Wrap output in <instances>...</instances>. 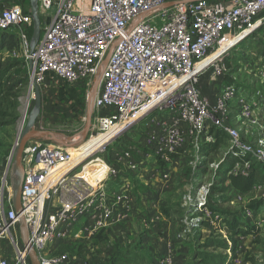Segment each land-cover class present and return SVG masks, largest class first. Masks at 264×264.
<instances>
[{"label": "built area", "instance_id": "2783aa9c", "mask_svg": "<svg viewBox=\"0 0 264 264\" xmlns=\"http://www.w3.org/2000/svg\"><path fill=\"white\" fill-rule=\"evenodd\" d=\"M183 1L186 0H38L40 38L31 55L30 10L19 2L0 6V34L17 35L24 63L28 67L32 62L34 69L29 72L38 85L51 73L89 93L100 79L86 138L90 141L103 137L101 145L92 146L74 159L72 153L76 151L71 141L60 136L71 146L30 140L22 154L20 216L40 264H69L66 254L55 255L50 247L64 241L72 228L88 220L93 209L98 211L90 217L94 231L106 229L108 222L112 225L123 221V211L112 212L103 202L102 189L107 182L117 183L119 179L128 183L126 172H137L139 165L134 162L124 171L106 158L107 151L111 148L116 152L114 144L152 114L169 113L170 125L161 127L163 135L157 143L149 137L157 155L163 150L177 152L185 140L200 160L204 145L213 142L210 128L214 127L228 136L233 156L248 155L264 163L263 141H239L236 129L229 123L230 100L237 99L234 121L240 123L249 116L246 112L250 108H242L249 92L238 100L242 89L226 86L216 105L211 106L198 89L204 71L213 68L216 76L228 74L221 64L225 55L201 71L200 63L233 37L264 26V0H197L171 6ZM179 80L183 83L178 85ZM260 104L264 106L263 97L257 101ZM248 164L239 165L245 170L242 174L248 172ZM234 170L237 168H232L231 174H235ZM11 178L9 173L0 183V264H30L20 240L19 216L12 206ZM182 190L181 207L187 206L189 211L183 221L184 232L190 233L213 215L205 207L209 185L197 190L186 186Z\"/></svg>", "mask_w": 264, "mask_h": 264}, {"label": "rangeland", "instance_id": "374dc122", "mask_svg": "<svg viewBox=\"0 0 264 264\" xmlns=\"http://www.w3.org/2000/svg\"><path fill=\"white\" fill-rule=\"evenodd\" d=\"M223 56V62L221 64L226 68L225 65L227 63L231 68V70H228L227 75L232 77L233 83L242 89V94L241 96H238V100H242V96H245V91L249 92L250 96H247V101H243L244 105L242 107L243 109L250 108L246 112L249 116L243 118L240 123H238L237 120L234 121L233 117L235 114H238L236 113L237 99L230 100L228 103V107H230L231 110V119H229V123L234 129H236L239 141L241 139L243 142H251L252 140H255L253 143L256 141V143H259V140H262L264 145V110H262V107L264 106H262V104L257 105L258 99H260V97L264 98V26L260 27L256 32H250L237 46L228 50ZM7 61L10 63H17L18 67L11 71V73L16 82H24L21 87L22 94L19 101L20 105L16 114L17 121L12 125L0 129V183L5 176L2 172L6 165L10 164L15 142L20 128L23 125V119L24 117L27 119V115L33 106V92L30 90L31 74L29 68L24 63L21 50L19 49L14 53L0 52V64H4ZM47 76L52 79V86L45 89L43 88V83H39L38 85L44 99V103H42L44 111L42 113L41 121L43 116H50L52 118L58 116L60 119L59 122H55V120L52 121V123H49L50 128L57 133H63L66 138L72 139L83 130L88 110L87 104L89 93H87L85 88H81L80 85L74 86L67 84L51 73ZM70 107H72V109H70ZM65 111H67V113H64ZM168 114V111L152 114L144 120L140 126L135 127V129L127 135L128 137H124L123 140L114 145L123 148L125 152L130 153L135 159H137L134 152L135 150H133V148L127 149L130 144L140 149L144 153V157L149 154L153 155L146 144V132L155 130L161 131V127H167L170 123H167L169 118ZM153 116H156L154 118L155 120L149 122L153 119ZM41 121L39 127H41V123L42 125L45 123ZM39 127L37 130L40 131L41 129H39ZM181 139H183V136ZM148 140L152 139L148 137ZM88 142L89 139L86 138L78 145L72 146L73 151L78 150V146H84ZM229 145L228 140L227 142H222L221 145L216 148L212 147L211 144H207L202 151L199 161V159L194 157V153L188 141L184 140L180 149L176 150L181 151L180 156L173 160L169 167V170L171 168L174 170L180 168L178 170V175L174 177V181L172 182L173 185L178 186V190L171 193L166 192L163 198L166 203L164 207L169 206V213L175 215L176 221L172 218L175 221L172 223L173 231L177 232L179 230L180 225H182L180 220L185 218V210H187V206L183 205V207H181L184 192L179 185L181 182L178 181V179H181L183 182L186 181L182 174V171L186 167L191 166L195 168V164L197 166L199 165L197 170L192 173L187 187L192 190H197L202 185L211 184L212 186L210 188L211 191L208 202L211 207L218 209L219 211L218 213L213 214L211 219L205 218V221L202 222L203 227L201 228L200 226L199 229L197 228L198 232H196L195 229H190V234L186 233V237L188 238L186 239V243H189L191 247L188 256V264H194L193 255L196 251H201L203 253L210 252V250H199L198 246L202 245L205 240L210 237V234L213 231L214 240L224 241L228 245L230 244L228 239L229 232L223 221H231L232 218L222 216V212L236 214L242 222L248 225L250 231L258 233V236L260 237V240H255L253 236H236L235 240L237 242V247L235 256H232L229 251L217 252L225 257L224 264H251L250 262H247L248 259L251 258L258 260L259 262H264V163H259L258 161L253 160L250 161L251 164H248V171H251L256 167H261L260 173L257 175L260 179L263 178V185L253 188L248 194L235 192L230 187L229 182H225V180L228 175L242 174L245 170L239 166L240 163L236 157L229 152ZM107 152L109 154L115 152V150L110 148ZM157 156H152L155 161V166L162 169L165 164L160 166L161 159H158ZM148 161L149 164H152L151 158ZM234 167H236L237 170L232 172L235 174H231L230 170ZM8 174L6 172V175ZM108 183L112 184L114 182H107L106 184ZM221 191H224V193L221 194ZM252 208L255 210H251ZM208 211L210 212V210ZM138 232L140 233V231ZM139 233L138 237L141 236V233ZM199 235L200 238L198 239ZM126 237L123 236L124 239L129 240V238ZM96 238L100 241L106 240L101 232L98 233Z\"/></svg>", "mask_w": 264, "mask_h": 264}, {"label": "crops", "instance_id": "0c3cea01", "mask_svg": "<svg viewBox=\"0 0 264 264\" xmlns=\"http://www.w3.org/2000/svg\"><path fill=\"white\" fill-rule=\"evenodd\" d=\"M15 2H19L25 10H29V0H0V6L8 7ZM222 2L225 3V1ZM47 75L43 83V88L45 89L52 86V79ZM224 78V76H216L213 68L206 70L199 78L198 89L202 97L211 106L216 105L224 87L231 85L239 87L235 83L227 85ZM41 99L42 103H44L42 95ZM43 111L44 107L41 106V114L36 121V130L39 127ZM64 113H67V111ZM54 120L59 122L60 119L58 116L56 118L43 116L41 122L45 123L44 125L41 123L39 129L65 137L63 133H57L50 128L49 123ZM181 126H183L182 128L185 127L183 124ZM146 134V144L150 148V152L157 156L155 144L157 143V138L161 134L163 135V132L155 130L148 131ZM148 137H154L155 144L149 141ZM128 146L127 149L133 148L135 150L137 159L120 147H118L116 152L106 155V158L124 171L129 169L130 164L136 162L139 165L138 171L135 173L126 172L128 183L119 179L117 183L105 184L102 189L103 202L112 212L123 211V221L120 224L112 225L108 222L106 229L99 232L94 231V221L90 217L92 218L98 211L96 213V210L93 209L88 220L72 228L67 238L61 243L52 245L50 250L55 255L65 251L64 254L68 256L69 264H106L111 258L115 245L124 248L127 245L138 243L140 249L147 251L151 255L153 264H168V262H171V264H188L191 247L189 243H186V239H188L185 237L186 233L184 232L186 227L184 225L181 231H173L172 223L176 221L175 215L166 217L161 210L162 208L166 209L164 207L166 204L163 199L164 194L178 190V187L173 185L172 182L174 177L178 175L180 168L177 170L171 168L169 170L173 160H169L165 155H158L157 158L161 159L165 164L160 169L155 166L152 154L144 157V153L140 149L131 144ZM150 158L152 164L148 163ZM8 167L9 165H6L2 172L3 175H6ZM164 174H166V177H164ZM126 184L128 185L127 189L124 187ZM138 231L141 233L140 237H138ZM100 232L106 240L100 241L96 238ZM123 236H128L126 238H129V240L124 239Z\"/></svg>", "mask_w": 264, "mask_h": 264}, {"label": "trees", "instance_id": "16d2710c", "mask_svg": "<svg viewBox=\"0 0 264 264\" xmlns=\"http://www.w3.org/2000/svg\"><path fill=\"white\" fill-rule=\"evenodd\" d=\"M32 34V26L30 27L28 31V40H30ZM20 48V40L17 37L16 34L11 32H3L0 34V52H7V53H14L17 52ZM226 70H231L229 64L226 63ZM18 67L17 63H10L7 61L4 64H0V129L4 128L6 126L12 125L17 121V112L19 109V101L22 94V82H16L11 71L15 70ZM15 73V72H13ZM224 81L227 85L233 84L232 77H229L228 75L225 76ZM210 133L213 139V142L208 143L211 144L212 147H219L222 142L227 140L229 141L228 136L226 133L221 130L214 127L210 128ZM207 144L204 145V147ZM203 147V149H204ZM202 149V151H203ZM181 154V151H177L174 153H168V152H161L160 155H165L169 160H174L177 157H179ZM235 157V156H234ZM238 162L240 164L250 163V161H253L254 159L251 156L248 155H238L236 157ZM200 161V160H199ZM163 166L164 163L160 161V166ZM193 168L191 166L186 167L182 172L184 178L186 179L185 182H183L181 179H178V181L181 182L180 187L183 189L184 187L188 186V182L190 181V177L192 173L197 170L198 166ZM261 167H256L255 169L248 171L245 174H236V175H228L225 182H229L230 187L240 194H248L250 191H252L253 188L262 186L263 185V178L260 179V177L257 175L260 173ZM252 169V168H251ZM232 170V169H231ZM180 177V176H179ZM178 177V178H179ZM203 186V185H202ZM211 184L209 185V192L206 198V204L205 207L207 210H210V213L215 214L218 213V209H214L209 205L208 198L211 191ZM178 187V186H177ZM224 191H221V194H223ZM169 206L166 207V209H162V213L164 216L169 217L173 216L169 213ZM254 208V207H253ZM251 210H255V209ZM185 216L189 213L188 210H185ZM222 216H228L231 217V221H223V223L226 225L228 232H229V245L224 241H216L213 239L214 231L210 234V237L205 240V242L198 246L199 250H205L210 252L203 253L201 251H196L193 255V261L194 264H224L225 257L222 254H218V251L226 252L229 251L232 256H235L237 242L235 240L236 236H253L255 240H260L258 233L250 231L248 225H246L244 222H242L236 214L234 213H227L222 212ZM184 218L180 220V228L178 231H181L182 228H184ZM203 227V224L201 225V228ZM199 229V227H198ZM196 232L197 229H195ZM186 237V235H185ZM200 238V235L198 239ZM69 250V249H68ZM65 251L60 252L57 255L64 254ZM247 262H250L251 264H264V262H259L255 259H248ZM106 264H153V260L151 255L142 249H140V246L138 243H134L132 245H127L126 247L122 248L119 245H115L113 248V252L111 255V258L108 263Z\"/></svg>", "mask_w": 264, "mask_h": 264}, {"label": "water", "instance_id": "95a60500", "mask_svg": "<svg viewBox=\"0 0 264 264\" xmlns=\"http://www.w3.org/2000/svg\"><path fill=\"white\" fill-rule=\"evenodd\" d=\"M197 0H186L180 3L173 4L171 6L176 5H184L188 3H193ZM167 6V5H166ZM29 10H30V18L32 20V34L29 40V52L30 55L34 52L37 42L40 38V17L38 15V0H29ZM110 53L107 55L104 65L106 64ZM29 71L32 72L34 67L32 62L28 63ZM100 83V79H97L89 92H96L98 90ZM30 89L33 92V106L30 112L23 119V125L20 128L19 134L17 136V140L15 142V146L13 148V152L11 155V161L7 170V174L10 173L12 175V206L15 211V214L19 216V233L20 240L23 246L27 249V256L30 264H40L38 260V256L34 249L28 243V231L25 220L21 214V192H22V184L24 180V168L21 163L22 154L27 143L30 140H44L46 142H51L63 147H68L65 140L60 139V136L47 131V130H36V121L41 113L42 99L41 92L39 86L34 78L30 80ZM94 111V99L92 102V109L87 110V115L85 119V124L83 130L80 132L83 140L87 137L90 127H91V119ZM67 141H70L71 138H66Z\"/></svg>", "mask_w": 264, "mask_h": 264}, {"label": "bare ground", "instance_id": "6f19581e", "mask_svg": "<svg viewBox=\"0 0 264 264\" xmlns=\"http://www.w3.org/2000/svg\"><path fill=\"white\" fill-rule=\"evenodd\" d=\"M248 34H249L248 31H245V32L241 33L238 37H236L234 39H231V40H228L227 42L223 43L222 48H220L217 52L213 53L204 62H202V63H200L198 65V70L201 71L207 65L212 63L215 59H217L218 57L222 56L229 49H231V48L235 47L236 45H238L245 37L248 36ZM177 83L179 85V84L183 83V81L179 80V81H177ZM95 96H96V92H92V93H90L88 95L87 107L90 110L92 109V102H93V99L95 98ZM70 141H71V144L73 146H75V145H78L81 141H83V137L81 136V134H79L78 136H76L75 138L71 139ZM103 141H104L103 137H97V138H93L92 140H90L84 146H78V150H76V152L72 153L74 155V159H77V157H79V156H83L85 153H87L89 151V149L92 146H94V145L96 146V145H99V144L101 145ZM99 179L101 181L102 180V176H99Z\"/></svg>", "mask_w": 264, "mask_h": 264}]
</instances>
